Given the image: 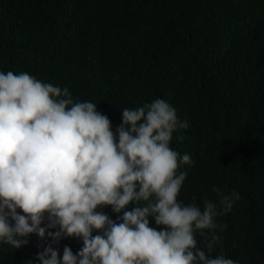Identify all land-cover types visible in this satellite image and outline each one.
I'll list each match as a JSON object with an SVG mask.
<instances>
[{"label": "trees", "instance_id": "obj_1", "mask_svg": "<svg viewBox=\"0 0 264 264\" xmlns=\"http://www.w3.org/2000/svg\"><path fill=\"white\" fill-rule=\"evenodd\" d=\"M9 70L96 103L113 131L122 109L167 100L188 122L170 141L191 161L178 169V200L203 207L213 187L237 192L216 218L211 255L264 264V0H0V71ZM98 210L116 219L111 206ZM150 226L162 227L151 217ZM195 238L207 252L209 236ZM49 243L61 255L82 246L33 235L19 249L0 245V264H36Z\"/></svg>", "mask_w": 264, "mask_h": 264}, {"label": "clouds", "instance_id": "obj_2", "mask_svg": "<svg viewBox=\"0 0 264 264\" xmlns=\"http://www.w3.org/2000/svg\"><path fill=\"white\" fill-rule=\"evenodd\" d=\"M187 127L172 104L156 98L122 109L113 131L96 103L74 101L68 87L0 71V245L19 249L33 235L82 241L62 255L41 245L36 264H238L211 253L216 218L239 194L213 187L216 199L203 207L178 200L187 175L178 169L191 161L170 141ZM104 206L115 220L98 210ZM150 217L162 227L150 226ZM197 233L209 236L207 252L197 247Z\"/></svg>", "mask_w": 264, "mask_h": 264}]
</instances>
